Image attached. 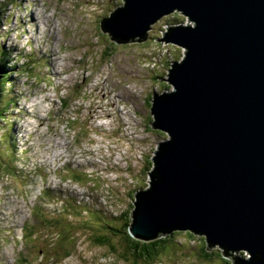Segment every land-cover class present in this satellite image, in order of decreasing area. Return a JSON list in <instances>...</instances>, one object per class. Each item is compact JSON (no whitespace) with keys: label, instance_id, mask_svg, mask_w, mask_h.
I'll list each match as a JSON object with an SVG mask.
<instances>
[{"label":"rangeland","instance_id":"1","mask_svg":"<svg viewBox=\"0 0 264 264\" xmlns=\"http://www.w3.org/2000/svg\"><path fill=\"white\" fill-rule=\"evenodd\" d=\"M123 2L0 0V264L134 262L94 238L134 211L135 187L152 186L168 138L151 127L152 99L172 90L155 78L169 81L185 53L163 28L185 18L168 14L117 43L100 25ZM169 242L158 264H206L185 235Z\"/></svg>","mask_w":264,"mask_h":264},{"label":"water","instance_id":"2","mask_svg":"<svg viewBox=\"0 0 264 264\" xmlns=\"http://www.w3.org/2000/svg\"><path fill=\"white\" fill-rule=\"evenodd\" d=\"M111 12L101 28L117 43L168 14L185 18L163 28L185 53L166 73L172 90L152 99L153 128L168 138L152 186L135 187L128 232L190 231L231 264H264V0H124Z\"/></svg>","mask_w":264,"mask_h":264},{"label":"trees","instance_id":"3","mask_svg":"<svg viewBox=\"0 0 264 264\" xmlns=\"http://www.w3.org/2000/svg\"><path fill=\"white\" fill-rule=\"evenodd\" d=\"M177 14H180V13H177ZM5 64H6V57L0 59V69H3L6 66ZM5 77H8V76H5ZM155 79L159 80V82H157L159 85H163V86H165V88L170 87V86H166V83H165L166 81H160L159 78H155ZM4 81H5L4 79L0 80V87L5 86ZM2 108H3L2 107V101H0V117H1L0 120H3L5 118L4 117L2 119V116H4V114H5V110L4 111L1 110ZM152 121L153 120L151 119V122ZM151 126H152V123H151ZM149 128L150 127L147 126L148 130H149ZM154 132H156V131H154ZM139 191H142V190H139ZM139 191L135 192L134 199H135V197ZM71 205L73 207H75L76 204L73 203ZM88 208L89 207H86V206L83 207V209H85V210H87ZM132 211H130L131 214H129L127 217H125V219H121V220L117 219V221H118L117 224L118 223L120 224V228L117 229V228L111 227L112 226L111 225L110 226L111 229H108L110 231L107 234H103L97 238H94L95 241H97L102 246H103V244L104 245L105 244L111 245V247L114 251V254H116V252H119V254L122 255L124 260H128V256H127V252H128V253L132 254V257L134 258L133 264H136V262L138 260H141L147 264H158V259H160L159 254L166 247V245L168 243H170L169 242L170 239H172L175 235L177 236L178 239H179V234H182V235H185V238H188L189 240H195V241L197 240V238L194 236V234L190 231H188V232H175L172 236H168V237H164L165 235H163L160 239H158V240L155 239L153 241L137 240V239L133 238L130 235V233L128 232L129 226L131 225V223L133 221ZM43 225H44V223L41 222L40 226H43ZM116 236L118 239H122L123 241H125V243H126L125 250L116 249L112 245L111 240L113 239V237H116ZM199 240H200V242L195 245V246H197L200 244L198 252H197L198 257H196V258H198V259L200 258L206 264H220V263L231 264L232 263L231 259H229L227 257V256L231 255V254H229V252L225 251V253H224V250L220 247H211L207 243L205 237H203L202 239H199ZM117 241H119V240H117ZM173 245H174L173 246V248H174L176 245L175 244H173ZM187 246H191V245H187Z\"/></svg>","mask_w":264,"mask_h":264},{"label":"clouds","instance_id":"4","mask_svg":"<svg viewBox=\"0 0 264 264\" xmlns=\"http://www.w3.org/2000/svg\"><path fill=\"white\" fill-rule=\"evenodd\" d=\"M178 13V12H177ZM166 36V35H165ZM166 43H167V41L166 40H164ZM166 81V80H165ZM166 82H168V81H166ZM8 83V82H7ZM6 83V84H7ZM170 85V84H169ZM167 88V87H166ZM172 88V87H171ZM169 89H170V87H169ZM152 106H153V103H152ZM32 113V112H31ZM145 121H147V119H145ZM147 123V122H146ZM151 127H155V121H152V126ZM155 129V128H154ZM157 130V129H156ZM157 131H159V130H157ZM161 132V131H160ZM153 162V161H152ZM153 167V166H152ZM182 232H188V231H182ZM174 234V233H173ZM172 234V235H173Z\"/></svg>","mask_w":264,"mask_h":264},{"label":"bare ground","instance_id":"5","mask_svg":"<svg viewBox=\"0 0 264 264\" xmlns=\"http://www.w3.org/2000/svg\"><path fill=\"white\" fill-rule=\"evenodd\" d=\"M46 2V1H45ZM36 19V18H35ZM161 20V19H160ZM35 21H37V20H35ZM102 29V28H101ZM57 51V50H56ZM48 60V59H47ZM57 61V60H56ZM0 80H1V77H0ZM152 108H153V106H151ZM151 108V109H152ZM46 109V108H45ZM91 110V109H90ZM100 115V114H99ZM116 115V114H115ZM9 131V130H8ZM111 131V130H110ZM28 171V170H27ZM3 173V172H2ZM90 173V172H89ZM153 174V173H152ZM80 175V174H79ZM83 197H84V195H83ZM84 199V198H83ZM134 216V218H135V214L133 215ZM30 234V233H29Z\"/></svg>","mask_w":264,"mask_h":264}]
</instances>
